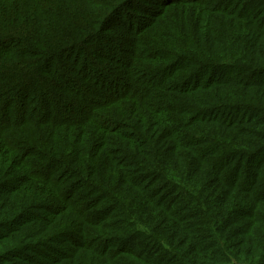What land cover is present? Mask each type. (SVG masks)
Returning a JSON list of instances; mask_svg holds the SVG:
<instances>
[{
  "label": "trees",
  "instance_id": "obj_1",
  "mask_svg": "<svg viewBox=\"0 0 264 264\" xmlns=\"http://www.w3.org/2000/svg\"><path fill=\"white\" fill-rule=\"evenodd\" d=\"M0 264H264V0H0Z\"/></svg>",
  "mask_w": 264,
  "mask_h": 264
}]
</instances>
